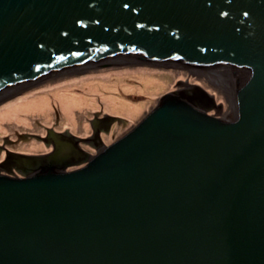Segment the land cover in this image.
I'll return each mask as SVG.
<instances>
[{
  "label": "water",
  "instance_id": "water-1",
  "mask_svg": "<svg viewBox=\"0 0 264 264\" xmlns=\"http://www.w3.org/2000/svg\"><path fill=\"white\" fill-rule=\"evenodd\" d=\"M129 64L231 75L232 102L210 114L180 81L95 153L19 155L35 159L0 171V264H264V0H0V102Z\"/></svg>",
  "mask_w": 264,
  "mask_h": 264
},
{
  "label": "rangeland",
  "instance_id": "rangeland-1",
  "mask_svg": "<svg viewBox=\"0 0 264 264\" xmlns=\"http://www.w3.org/2000/svg\"><path fill=\"white\" fill-rule=\"evenodd\" d=\"M191 71L193 70L169 65L129 64L99 71L80 72L14 94L0 102V109L26 96L46 97L49 106L46 111L23 112L1 121L0 161L8 158L13 164L22 161L26 165L28 162L26 166L30 165L31 168L35 157L24 158L19 155L32 157L49 154L53 152L51 140L62 139L71 142L73 140H70V134L78 136L90 133V120L98 119L94 115L103 114L101 116L103 117L108 114L109 118L115 117L110 121L107 131L101 129L102 141L109 144L130 130L157 104L162 95L176 88H185L180 81L192 84L199 81L210 94L214 95L216 103L221 104L220 112L223 114H218L223 117L231 97L233 76L219 79L218 82L225 85L219 89L215 86L210 87L202 75L196 76L191 74ZM90 86L95 87L91 89ZM58 93L75 95L79 100L84 99V102L73 105L70 115L63 110L66 101L60 103ZM112 98L115 103L112 102ZM64 99L69 98L64 95ZM119 103H128L131 106L130 110L136 109L138 112L128 113L126 111L128 108L122 107V104L120 107ZM209 111L215 109L211 107ZM81 145L88 146L84 142ZM26 166H20V170L28 172L30 169ZM67 169L71 167L68 166ZM3 170L0 166V171Z\"/></svg>",
  "mask_w": 264,
  "mask_h": 264
},
{
  "label": "flooded vegetation",
  "instance_id": "flooded-vegetation-1",
  "mask_svg": "<svg viewBox=\"0 0 264 264\" xmlns=\"http://www.w3.org/2000/svg\"><path fill=\"white\" fill-rule=\"evenodd\" d=\"M185 67H187V66H185ZM190 68H193V71L190 72L191 74H195L196 76L202 75L204 77L203 79L207 80L210 87L215 86V87L220 89V88H223L225 86L224 84H221L220 82H218L219 79L222 80L225 78L217 75L214 72L215 70L206 69V68L205 69L196 68V67H190ZM194 70H197V71H194ZM196 83L201 85V83H199V81ZM226 86H227V84H226ZM212 92L214 93V90ZM231 102H232V96H231ZM231 107H232V105H231ZM213 109H215V111H209L210 114H215V113H219L220 115L223 114V112H220L221 104H220V107L216 106ZM219 114H218V116H220ZM102 115H99V116L94 115V117H96V118L99 117V118L97 120L94 119V121L92 119L90 120V133H88L86 135H78L81 138H88V141H85V140L79 141L78 144L81 148L80 150H77V148H75L69 141H63L62 139H57L58 141L57 140H51V144L53 147L52 156L55 153L59 152L58 149L64 150V152H62L63 160H66V159L77 160V159H79L80 155H82L84 153L82 151H85L88 153H95L96 149L92 145H96V144L98 145V143H99V139L97 138V133L99 132L100 137H101V132H102L101 129L107 131L109 129V126H110V123L108 122V118H104V119L102 118L101 119ZM82 142H84L88 146H86V147L82 146L81 145ZM5 159L0 161V166L7 171L12 169L13 171H15L14 172L15 175L17 174L18 171H20V169H21L20 166L25 167V165L22 161H19L18 163L13 164V163H11L10 159H8V158L6 160ZM75 166H71V167H75Z\"/></svg>",
  "mask_w": 264,
  "mask_h": 264
},
{
  "label": "bare ground",
  "instance_id": "bare-ground-1",
  "mask_svg": "<svg viewBox=\"0 0 264 264\" xmlns=\"http://www.w3.org/2000/svg\"><path fill=\"white\" fill-rule=\"evenodd\" d=\"M95 86H90L91 89H94ZM61 94V97H60ZM64 95L68 96L69 99H64ZM60 103L61 101L65 100L66 104L64 105L63 110L66 112H69L70 115L71 110H72V106L73 105H78L84 102V99H80L75 97V95H67L64 93H58ZM48 99L46 97H40V96H32V97H22L21 99L17 100V101H12L10 104L5 105L4 107H2L0 109V125H1V121L12 117L13 115L17 116L20 115L19 113H23V112H34V111H46V108L49 106V102L47 101ZM111 100V99H110ZM83 101V102H82ZM112 102H116L113 98H112ZM63 102H62V106H63ZM120 107L122 103H119ZM127 107L128 109L126 110L128 113L131 114H135L136 113V109H131L130 104L128 103H123L122 107ZM138 112V111H137ZM96 116V115H95ZM99 118V117H98Z\"/></svg>",
  "mask_w": 264,
  "mask_h": 264
}]
</instances>
